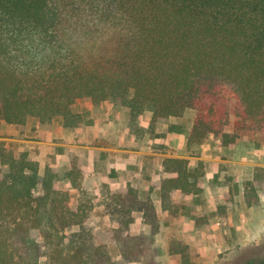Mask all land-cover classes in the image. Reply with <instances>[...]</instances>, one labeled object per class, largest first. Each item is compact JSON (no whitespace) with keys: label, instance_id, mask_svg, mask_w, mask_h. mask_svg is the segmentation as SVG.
<instances>
[{"label":"trees","instance_id":"trees-1","mask_svg":"<svg viewBox=\"0 0 264 264\" xmlns=\"http://www.w3.org/2000/svg\"><path fill=\"white\" fill-rule=\"evenodd\" d=\"M84 98L127 108L138 137L148 111L154 129L195 110V156L210 137L227 149L264 145V0H0V124L60 117L78 128L74 106ZM5 165L0 264L110 262L87 207L70 205L55 172L42 176L27 152ZM163 166V210L175 208L174 194L203 193V161L167 157ZM263 198L264 166H256L244 202L256 209Z\"/></svg>","mask_w":264,"mask_h":264},{"label":"rangeland","instance_id":"rangeland-1","mask_svg":"<svg viewBox=\"0 0 264 264\" xmlns=\"http://www.w3.org/2000/svg\"><path fill=\"white\" fill-rule=\"evenodd\" d=\"M93 103L89 98L75 103L74 110L84 116L83 123ZM186 112L187 119H195V110ZM1 130L5 135L12 133L8 127ZM150 130H154L150 133L154 135L155 128ZM214 141L215 138L210 140ZM185 143L179 140L175 143L176 154L186 155L193 167L203 161L206 173L215 172L214 176L208 173L204 178L202 196L174 194L175 208L168 211L160 209L161 201L159 208L156 195L154 201L143 205L134 196L118 197L115 204L99 210L96 208L100 203L93 198L83 196L79 203L80 197L76 193L66 191L64 184L59 183L57 169L47 167L41 175L47 170L55 172L58 175L57 189L68 194L70 205L87 207L97 242L107 246L110 253L108 264H264V198L261 207L249 209L241 196L244 183L252 176L254 167L264 166V145L241 143L227 149L214 143L207 152L201 149L200 156L220 157L224 160L221 162L198 160L193 154L195 149L189 143L184 146ZM152 146L166 151L165 146ZM234 155L236 160L253 163L249 169L239 170L242 178L235 172L237 166L226 161ZM12 157H19V152L8 146L7 141H0V174L8 170L5 163ZM227 169L229 172H222ZM217 180L222 184L219 185ZM217 186H220L219 190H215ZM100 212L108 215L106 221L99 219ZM117 235L126 241L119 242ZM123 248L139 255V259H125L121 254Z\"/></svg>","mask_w":264,"mask_h":264},{"label":"crops","instance_id":"crops-1","mask_svg":"<svg viewBox=\"0 0 264 264\" xmlns=\"http://www.w3.org/2000/svg\"><path fill=\"white\" fill-rule=\"evenodd\" d=\"M129 112L127 108L105 101L99 105L93 103L89 107L88 117L78 128H65L60 117L48 124L35 118H30L24 126L3 122L0 124V141H7L8 146L19 152V156L27 152L37 158L40 173L47 167L57 169L59 183L64 184L66 191L76 193L80 197L79 203L83 201V196H89L100 203L96 209L102 210L115 204L118 197L134 196L143 205L154 201L156 195L160 208L159 184L167 177L163 162L167 157H187L175 153V143L179 140L186 142L184 146L188 144L194 120L187 119L185 112L182 117L158 123L152 135V111H148L141 122L144 137H138L131 130ZM4 127H8L12 133L5 135L1 130ZM211 139L214 138L207 139L203 151L207 152L212 149V144L219 143L217 140L210 142ZM154 144L165 146L166 151L154 148ZM207 156L195 157L204 161H224L220 157ZM235 156L226 161L237 166L235 172L242 178L239 170L249 169L253 163L236 160ZM213 172L208 173L214 176ZM203 180L201 186L204 194ZM219 187L215 190H219ZM241 196L244 199L243 192ZM107 218L106 213H99L100 220L106 221Z\"/></svg>","mask_w":264,"mask_h":264}]
</instances>
